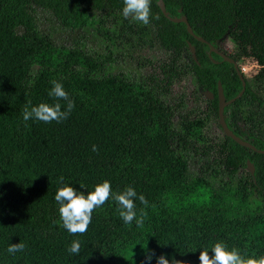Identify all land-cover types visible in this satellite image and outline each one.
<instances>
[{
  "label": "trees",
  "instance_id": "16d2710c",
  "mask_svg": "<svg viewBox=\"0 0 264 264\" xmlns=\"http://www.w3.org/2000/svg\"><path fill=\"white\" fill-rule=\"evenodd\" d=\"M163 2L171 18H187L197 37L216 49L228 40L229 58L260 67L252 79L244 77L243 95L224 115L234 135L264 150V0ZM123 7V0H0V264H144L146 251L200 264V253L211 255L220 241L245 258L264 256V154L224 134L203 133L209 119L220 128L218 83L226 100L241 91L233 66L190 36L184 23L165 18L158 0L151 11L159 19L147 26L125 19ZM38 10L69 32L105 37V17H118L120 41L155 42L172 61L186 54L187 63L138 78L113 73L107 55L55 44L39 28ZM186 74L200 87L194 96L205 108L178 114L175 122L177 108L163 98ZM52 81L63 84L75 107L60 123L30 119L26 126L22 109L29 101V107L59 102L67 110L66 101L49 96ZM189 158L201 159L196 172ZM105 180L115 192L131 186L145 196L147 208L135 200L137 215L147 212L143 228L125 225L109 199L94 210L86 234L71 235L58 222L56 191L68 185L86 195ZM74 240L81 241L79 255L69 253ZM20 242L25 251L10 255L8 247Z\"/></svg>",
  "mask_w": 264,
  "mask_h": 264
},
{
  "label": "clouds",
  "instance_id": "9594fccd",
  "mask_svg": "<svg viewBox=\"0 0 264 264\" xmlns=\"http://www.w3.org/2000/svg\"><path fill=\"white\" fill-rule=\"evenodd\" d=\"M124 7L122 15L125 19L132 20L149 25L152 19H159L158 16L153 17L151 11L152 0H123ZM53 87L49 92V96L57 101L64 100L67 102V110H62V105L57 102L55 104L40 103L38 106H32L29 101L22 109L23 120L25 125L30 119L36 121L51 123L53 121L60 123L68 118L71 111L75 107V101L69 98L68 92L64 89L62 83L52 81ZM98 146L93 145L92 151L98 152ZM58 183H64V177L59 178ZM136 190L129 186L122 192L112 190L111 182L105 180L101 184L95 186V190L87 193L79 192L75 187L65 185L58 188L55 193V201L59 205V221L71 235H84L92 222V216L95 209L100 208L109 199L115 200L118 204V213L125 225H131L135 221L139 228H143L144 220L147 212L140 210L137 215L135 200L137 199ZM139 201L148 206V201L143 194L138 196ZM26 245L23 242L11 244L7 252L10 255L24 252ZM69 253L79 255L81 253V241L74 240L70 247ZM211 255L208 251H202L199 256L200 264H264V256L245 258L241 255L240 250L232 248L229 250L228 245L223 242H217L211 249ZM156 258V264H179V261L173 259L171 262L165 255L156 257L154 251H146L144 264H151L153 258Z\"/></svg>",
  "mask_w": 264,
  "mask_h": 264
},
{
  "label": "rangeland",
  "instance_id": "374dc122",
  "mask_svg": "<svg viewBox=\"0 0 264 264\" xmlns=\"http://www.w3.org/2000/svg\"><path fill=\"white\" fill-rule=\"evenodd\" d=\"M95 18H100L98 13H94ZM37 24L39 28L50 34L54 43L59 46L73 47L82 45L86 51L100 55H107L110 59L109 69L113 73H124L133 77H142L150 74H161L162 67L166 65L181 66L187 63L186 54L178 56L174 61L171 54L162 50L155 42L151 44L142 43L136 46L134 42L128 43L120 41V20L117 18L105 17L104 28L110 33V37L104 35H95L94 30L88 33L69 32L56 22L53 16L47 12L38 10ZM114 31L118 33H114ZM231 43L228 40H223L218 43L217 50L224 53L231 51ZM238 68L243 76L250 80L258 72L259 66L252 59H241L238 61ZM200 91V87L196 85L195 79L186 74L173 80L172 86L169 88V93L164 96V101L171 106L177 108L178 114L183 115L186 112L202 111L205 108V101L195 99V94ZM247 108H242L243 117L248 114ZM256 120H260L258 117ZM203 133L209 138H222V131L217 126L215 121L209 119ZM200 158H189V168L192 172H196Z\"/></svg>",
  "mask_w": 264,
  "mask_h": 264
},
{
  "label": "water",
  "instance_id": "95a60500",
  "mask_svg": "<svg viewBox=\"0 0 264 264\" xmlns=\"http://www.w3.org/2000/svg\"><path fill=\"white\" fill-rule=\"evenodd\" d=\"M158 4L160 6V10L162 12V14L164 15L165 18H167L168 20H170L171 22H175V23H184L187 29V32L189 33L190 36H192L194 39H196L199 42L205 43L208 45L210 52L215 53L217 56H219L220 58H222V60L224 62H227L229 64H231L236 72L237 77L239 78L240 82H241V91L237 94V96H235L234 98L230 99V100H226L224 95H223V91L221 88L220 83H218V90H217V98H218V109H217V115H218V124L222 130V133L226 136L231 138L234 142H236L238 145L245 147L247 149H250L258 154H264V150H258L257 148H255L253 145L243 141L242 139H240L238 136L234 135L228 128L226 122H225V115H224V110L225 108L234 103L236 100H238L244 93L245 91V87H246V82L244 80V76L241 72V70L238 68V64L237 62H235L233 59L229 58L227 55H225L224 53L218 51L212 44L206 42L204 39L197 37L192 30V27L190 26L188 20L186 17H181L178 19H174L171 18L168 13L166 12V8H165V4L163 2V0H158ZM188 50L191 54L192 59L196 62L197 58L195 55V51H194V47L188 43ZM204 95L206 96L207 99L212 100L213 99V94L210 92H204ZM247 171L250 174H253V165L247 161Z\"/></svg>",
  "mask_w": 264,
  "mask_h": 264
}]
</instances>
